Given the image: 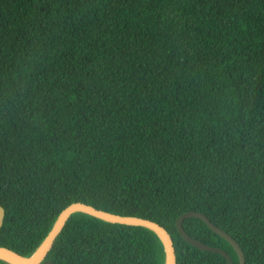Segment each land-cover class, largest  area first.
Listing matches in <instances>:
<instances>
[{"label":"trees","instance_id":"trees-1","mask_svg":"<svg viewBox=\"0 0 264 264\" xmlns=\"http://www.w3.org/2000/svg\"><path fill=\"white\" fill-rule=\"evenodd\" d=\"M77 201L158 223L175 264H228L177 231L200 211L264 264V0H0V246L33 254ZM164 259L151 229L77 211L39 264Z\"/></svg>","mask_w":264,"mask_h":264},{"label":"water","instance_id":"water-1","mask_svg":"<svg viewBox=\"0 0 264 264\" xmlns=\"http://www.w3.org/2000/svg\"><path fill=\"white\" fill-rule=\"evenodd\" d=\"M77 211H83L97 218L113 223H121L125 225H138L151 229L158 235V237L161 239V241L164 244V248H165L164 264H175V249L173 246L172 239L169 233L165 230V228L159 225L158 223L142 217L118 215V214L110 213L79 201L72 202L61 210V212L58 214L57 218L55 219L51 229L49 230L44 240L42 241L41 245L33 254L29 256H23L9 248L0 246V258L7 260L13 264H39L46 257V254L49 251L54 239L62 229L68 217L73 212H77ZM3 215H4V210L3 207L0 205V226L2 224ZM189 217H196L201 219L213 232L217 233L222 238H224L231 245L234 252L236 253V256L238 258V264H245V256L243 250L236 242V240L233 239L227 232L215 226L207 218V216L200 211H193V210L185 211L176 218L175 224L177 231L187 243L203 251H211V252L219 253L225 257L228 264H233L231 256L224 249L203 243L191 237L189 234L185 232L182 222L185 218H189ZM45 262L49 263L50 260H46Z\"/></svg>","mask_w":264,"mask_h":264}]
</instances>
